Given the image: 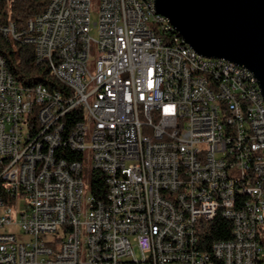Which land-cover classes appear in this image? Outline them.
<instances>
[{
  "label": "built area",
  "instance_id": "1",
  "mask_svg": "<svg viewBox=\"0 0 264 264\" xmlns=\"http://www.w3.org/2000/svg\"><path fill=\"white\" fill-rule=\"evenodd\" d=\"M94 10L48 0L23 29L0 23L66 87H24L0 55V264H264L255 75L198 54L156 0ZM219 216L233 237L206 249Z\"/></svg>",
  "mask_w": 264,
  "mask_h": 264
},
{
  "label": "water",
  "instance_id": "2",
  "mask_svg": "<svg viewBox=\"0 0 264 264\" xmlns=\"http://www.w3.org/2000/svg\"><path fill=\"white\" fill-rule=\"evenodd\" d=\"M198 54L249 69L264 97V0H156Z\"/></svg>",
  "mask_w": 264,
  "mask_h": 264
},
{
  "label": "trees",
  "instance_id": "3",
  "mask_svg": "<svg viewBox=\"0 0 264 264\" xmlns=\"http://www.w3.org/2000/svg\"><path fill=\"white\" fill-rule=\"evenodd\" d=\"M47 5L48 0H0V23L14 22L18 28L23 29L29 20L42 14ZM0 55L5 58L11 75L24 87L31 88L42 84L51 90H66V87L50 74L46 63L37 62L35 46L13 42L0 34ZM91 193L99 199L106 198L107 187L102 174H94ZM232 237V223L219 216L212 222L210 235L206 237L203 244L208 249L211 242L229 240ZM261 238L264 244V229Z\"/></svg>",
  "mask_w": 264,
  "mask_h": 264
},
{
  "label": "rangeland",
  "instance_id": "4",
  "mask_svg": "<svg viewBox=\"0 0 264 264\" xmlns=\"http://www.w3.org/2000/svg\"><path fill=\"white\" fill-rule=\"evenodd\" d=\"M92 5H93V10H94V7H96V6L98 7L100 5V0H92ZM97 15H98V10H94L92 12L93 22L97 21ZM92 35H93V37L96 38L97 37V31L94 30L92 32ZM86 182H87V178H86ZM18 236L20 238H22L21 232H19Z\"/></svg>",
  "mask_w": 264,
  "mask_h": 264
}]
</instances>
